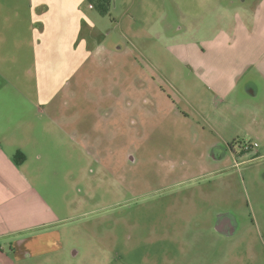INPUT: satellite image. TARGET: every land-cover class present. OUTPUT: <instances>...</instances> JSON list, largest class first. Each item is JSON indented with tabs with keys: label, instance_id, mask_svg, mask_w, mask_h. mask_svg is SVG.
Listing matches in <instances>:
<instances>
[{
	"label": "rangeland",
	"instance_id": "1",
	"mask_svg": "<svg viewBox=\"0 0 264 264\" xmlns=\"http://www.w3.org/2000/svg\"><path fill=\"white\" fill-rule=\"evenodd\" d=\"M62 1L0 0V99L17 90L34 99L35 129L67 132L62 144L54 130L30 144L61 218L63 247L46 264H264V141L214 159L217 137L201 128L223 106L207 91L197 104L173 49L195 26L191 0H75L94 17L76 55L53 15ZM248 99L238 101L244 116L259 103ZM237 134L222 140L247 139Z\"/></svg>",
	"mask_w": 264,
	"mask_h": 264
},
{
	"label": "crops",
	"instance_id": "2",
	"mask_svg": "<svg viewBox=\"0 0 264 264\" xmlns=\"http://www.w3.org/2000/svg\"><path fill=\"white\" fill-rule=\"evenodd\" d=\"M254 2L189 1V17L194 19L195 26L191 27L188 42L173 46L176 57L195 78L189 84L184 83V87L190 89L199 101L197 104L204 103L201 96L207 91L213 94L212 106L216 103L223 106L221 113L217 111L220 121L207 122L204 118L206 126L201 128L217 137L215 143L228 144L226 138L222 140L225 133L236 137L238 132L244 133L247 139L243 141L254 148L259 146V140L264 141V0ZM89 7L94 10L92 5ZM53 8V15L61 14V33L72 41L73 54L80 47L84 51L86 43L81 26L86 19H94L92 14L86 16L75 0L57 2ZM55 34L52 32L46 38L53 43ZM177 36L181 39V35ZM64 54L65 50H56V59L65 62ZM152 84H156L155 78ZM7 85L15 90L13 82L7 81ZM159 92L165 95L161 89ZM8 95L0 99L7 116L0 118V264L52 263L51 256L63 247L61 218L38 185L40 173L34 166L30 144L52 130L62 144L63 134L66 137L67 132L62 127L47 128L45 123L41 129H35L32 125L36 124L39 113L34 99L17 95V90ZM244 96L259 101L255 107L249 106L248 116L243 115L244 107L238 103ZM187 103L193 112L201 114L199 108ZM16 104L17 116L14 115ZM171 104L177 111L179 104L173 100ZM181 114L177 111V115Z\"/></svg>",
	"mask_w": 264,
	"mask_h": 264
},
{
	"label": "flooded vegetation",
	"instance_id": "3",
	"mask_svg": "<svg viewBox=\"0 0 264 264\" xmlns=\"http://www.w3.org/2000/svg\"><path fill=\"white\" fill-rule=\"evenodd\" d=\"M162 91L165 93L164 90H162ZM168 99H170V96H168ZM181 119L186 120V119H188V116L186 114L185 115H182L181 116ZM197 131H200V130L197 129ZM220 143L221 142L215 143V141H213L210 144V146L213 147V150H215L213 152L215 154L214 159L216 161H223L227 157L226 156L227 155V150L223 146H228L229 149L232 150V153L235 154L236 156L237 155L242 156V155L246 154L247 152H249L251 149L254 148V146H252L250 143L244 142V141H242L240 139H234L233 142L228 143V144H223V143L220 144ZM238 145H239L240 151L236 150V147ZM130 159L133 160L132 157Z\"/></svg>",
	"mask_w": 264,
	"mask_h": 264
},
{
	"label": "trees",
	"instance_id": "4",
	"mask_svg": "<svg viewBox=\"0 0 264 264\" xmlns=\"http://www.w3.org/2000/svg\"><path fill=\"white\" fill-rule=\"evenodd\" d=\"M100 4H101V7H104L109 0H97ZM93 6V5H92ZM20 154V153H19ZM21 155V154H20Z\"/></svg>",
	"mask_w": 264,
	"mask_h": 264
}]
</instances>
